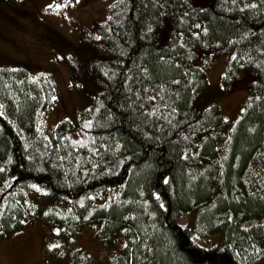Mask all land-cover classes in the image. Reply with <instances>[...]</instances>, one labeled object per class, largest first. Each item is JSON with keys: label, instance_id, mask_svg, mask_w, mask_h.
<instances>
[{"label": "trees", "instance_id": "trees-1", "mask_svg": "<svg viewBox=\"0 0 264 264\" xmlns=\"http://www.w3.org/2000/svg\"><path fill=\"white\" fill-rule=\"evenodd\" d=\"M110 10L67 54L85 105L48 135L51 81L0 61V239L36 219L123 238L109 264H264V0ZM219 55L222 93L246 90L231 128L205 65ZM68 260L89 264L79 247Z\"/></svg>", "mask_w": 264, "mask_h": 264}, {"label": "rangeland", "instance_id": "rangeland-1", "mask_svg": "<svg viewBox=\"0 0 264 264\" xmlns=\"http://www.w3.org/2000/svg\"><path fill=\"white\" fill-rule=\"evenodd\" d=\"M114 1L20 0L22 6L18 7L0 2V61L15 58L30 63L26 66L28 72L46 76L56 90L51 108L40 118L44 135L50 134L62 120L75 118L84 107L81 96L70 89L67 54L75 49L81 28L109 18ZM227 62L226 55H219L205 64L210 83L221 93L220 78ZM217 100L231 128L246 101V90L223 92ZM25 192L34 203H42L33 191L26 188ZM122 244L121 237L110 245L101 242L94 226L82 229L74 241L61 239L56 227L33 219L0 239V264H69V253L76 247L86 253L89 264H109Z\"/></svg>", "mask_w": 264, "mask_h": 264}]
</instances>
